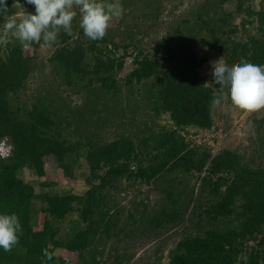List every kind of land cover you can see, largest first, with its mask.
<instances>
[{"label":"rangeland","instance_id":"374dc122","mask_svg":"<svg viewBox=\"0 0 264 264\" xmlns=\"http://www.w3.org/2000/svg\"><path fill=\"white\" fill-rule=\"evenodd\" d=\"M110 2L113 0H105V3ZM119 2L122 15L111 21L104 36L117 46H109L114 57L118 59L125 52L128 54L123 69H115L117 88L110 91L96 82L89 85L87 76L82 79V74L67 73L51 61L57 48L41 40L24 47L25 56L34 58L38 64L36 72L30 76L24 90L9 96L19 114L27 115L34 106L46 108L54 121L50 129L53 135L63 143L81 144L82 150L124 138L132 140L148 159L153 150L149 148L153 138L177 130L188 146L199 153L216 156L228 150L244 156L245 165L263 168L264 108L247 111L232 107L227 99L219 105L212 102L211 128L187 126L178 129L171 115L162 109L163 101L156 88L158 77L129 84V75L135 68V56H156L160 52L161 58L168 51L167 44H172L173 48L188 44L200 59L209 58L210 63L200 67L199 72L207 85L217 91L219 86L212 84L210 65L222 56L226 60L227 54L211 50L207 45L214 38L220 39L224 48L231 51L234 42H247L251 36L264 39V21H259L257 15L264 13V0ZM74 10L77 15L72 20L71 35L72 40H78L83 30L79 9ZM34 11V6L21 0L13 5L11 16L19 20ZM2 25L0 35L3 34ZM234 27L238 32H232ZM64 33L61 29L58 36ZM83 40L89 45L87 37ZM9 45H20L10 32L6 44L0 46L3 57ZM15 150L7 137L0 141V159L12 157ZM43 161L44 175H35L30 165L21 174L36 191L29 210L26 209L30 226L37 232L50 222L64 238L76 234L87 239L86 247L81 250L54 249L58 264H170L180 241L203 236L210 229L217 228L224 233L234 230L242 238L244 219H241L243 211L239 204L224 220L211 223L207 219L206 212L214 196L210 192L212 188L204 182L205 173L196 171L188 174L178 170L149 183L135 178L123 179L105 190L106 198L94 209L89 223L77 221V212L67 215L63 221L53 220L46 211L44 194H85L89 188L86 181L88 163L82 156L75 167L69 162L73 168L67 171L54 155L44 157ZM166 189L173 192L171 199L166 197ZM174 198H178V205L172 201ZM174 214L177 218L171 221ZM254 247L253 241L245 243L234 264H246ZM51 249L53 246L49 245ZM10 252L13 260L8 264H28L26 249Z\"/></svg>","mask_w":264,"mask_h":264},{"label":"trees","instance_id":"16d2710c","mask_svg":"<svg viewBox=\"0 0 264 264\" xmlns=\"http://www.w3.org/2000/svg\"><path fill=\"white\" fill-rule=\"evenodd\" d=\"M19 1L7 0L9 13L0 15V27L11 15L13 5ZM257 15L263 22L264 13ZM236 30L237 27H234L232 32H238ZM83 38V31L78 40H72V35L67 33L58 36L54 44L57 49L51 61L67 73L82 74V79L87 76L89 85L96 82L110 91L115 90V69H123L128 54L125 52L117 59L109 47L117 48L113 42L103 38L90 40L88 45L84 40L82 42ZM207 46L226 53L225 61L229 67L244 61L264 65L263 38L251 36L247 42H234L231 51L224 48L220 39L214 38ZM166 47L168 51L161 58L160 52L156 56H135V68L129 75V84L158 77L156 88L163 101L162 109L171 115L176 128H211V107L217 91L207 85L199 72L200 67L210 63L209 58L200 59L188 44L177 48L167 44ZM7 51L3 57L0 49V141L7 137L16 150L12 157L0 159V212L17 214L22 224L19 242L11 251L26 249L25 261L28 264H58L54 249L67 247L76 251L86 247L85 237L74 234L72 238L70 235L64 238L50 222L42 231L32 229L26 209L29 210L36 191L21 177L27 165L31 166L30 170L35 175H44L43 158L48 155H54L67 171L73 168L69 162L75 167L77 161L85 156L89 170L87 192L83 195L73 192L44 194L43 200L48 206L46 211L51 219L63 221L67 215L77 212V221L86 224L91 221L94 209L105 200V190L123 179L135 178L149 183L178 170L188 174L196 171L205 173L204 182L212 188L210 192L214 196L206 212L207 219L211 223L224 220L234 213L239 204L243 211L241 219H244V222L241 221L242 238L234 230L224 233L217 228L210 229L203 236L180 241L170 264H234L243 245L252 241L256 247L251 249L246 264H264V167L251 168L245 165L244 156L228 150L216 156L208 152L199 153L188 146L177 130L155 136L149 146L153 150L148 159L132 140L124 138L89 150H82L79 143H63L50 131L54 121L46 108L34 106L27 115H20L10 103L9 96L25 89L38 64L34 58L25 56L21 44L9 45ZM262 143L264 145V139ZM169 191L166 189L165 193L171 199L173 192ZM172 201L177 204L178 198ZM175 216L177 214L171 217V221L177 218ZM49 245L53 249L49 250ZM0 259L1 264L13 260L11 252L3 250L0 251Z\"/></svg>","mask_w":264,"mask_h":264},{"label":"clouds","instance_id":"9594fccd","mask_svg":"<svg viewBox=\"0 0 264 264\" xmlns=\"http://www.w3.org/2000/svg\"><path fill=\"white\" fill-rule=\"evenodd\" d=\"M25 3L34 6V13H27L19 20L9 15L2 25L0 46L6 44L9 32L25 48L41 40L52 46L57 43L61 29L71 34L72 20L77 15L74 9H79L84 36L92 41L102 40L111 21L123 12L119 0L110 3L105 0H25ZM6 13H9L7 0H0V15ZM222 57L210 65L212 84L219 86L213 103L219 105L227 99L232 107L240 110L264 108V65L244 61L229 67ZM20 233L22 224L18 215L0 212V249L10 252L18 244Z\"/></svg>","mask_w":264,"mask_h":264}]
</instances>
